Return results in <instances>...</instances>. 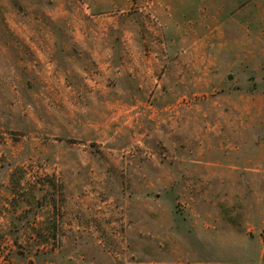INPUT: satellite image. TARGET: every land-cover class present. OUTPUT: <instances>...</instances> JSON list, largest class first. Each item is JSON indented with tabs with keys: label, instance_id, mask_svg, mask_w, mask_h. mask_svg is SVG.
I'll list each match as a JSON object with an SVG mask.
<instances>
[{
	"label": "rangeland",
	"instance_id": "1",
	"mask_svg": "<svg viewBox=\"0 0 264 264\" xmlns=\"http://www.w3.org/2000/svg\"><path fill=\"white\" fill-rule=\"evenodd\" d=\"M0 264H264V0H0Z\"/></svg>",
	"mask_w": 264,
	"mask_h": 264
},
{
	"label": "water",
	"instance_id": "2",
	"mask_svg": "<svg viewBox=\"0 0 264 264\" xmlns=\"http://www.w3.org/2000/svg\"><path fill=\"white\" fill-rule=\"evenodd\" d=\"M228 79H229V80H232V77L230 76Z\"/></svg>",
	"mask_w": 264,
	"mask_h": 264
}]
</instances>
